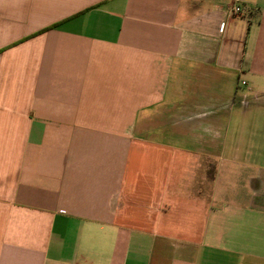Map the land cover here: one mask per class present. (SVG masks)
<instances>
[{
  "label": "crops",
  "instance_id": "crops-1",
  "mask_svg": "<svg viewBox=\"0 0 264 264\" xmlns=\"http://www.w3.org/2000/svg\"><path fill=\"white\" fill-rule=\"evenodd\" d=\"M0 264H264V0H0Z\"/></svg>",
  "mask_w": 264,
  "mask_h": 264
},
{
  "label": "built area",
  "instance_id": "built-area-1",
  "mask_svg": "<svg viewBox=\"0 0 264 264\" xmlns=\"http://www.w3.org/2000/svg\"><path fill=\"white\" fill-rule=\"evenodd\" d=\"M241 12V9L238 7V6H232L231 8H230V10H229V14L230 15H233V16H235V15H237V14H239ZM241 84L242 85H245V83L244 82H241Z\"/></svg>",
  "mask_w": 264,
  "mask_h": 264
}]
</instances>
